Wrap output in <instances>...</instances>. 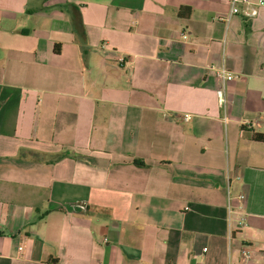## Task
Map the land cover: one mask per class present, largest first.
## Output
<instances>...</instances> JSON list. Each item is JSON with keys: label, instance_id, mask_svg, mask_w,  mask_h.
Returning a JSON list of instances; mask_svg holds the SVG:
<instances>
[{"label": "crops", "instance_id": "0c3cea01", "mask_svg": "<svg viewBox=\"0 0 264 264\" xmlns=\"http://www.w3.org/2000/svg\"><path fill=\"white\" fill-rule=\"evenodd\" d=\"M258 8L0 0V264H264Z\"/></svg>", "mask_w": 264, "mask_h": 264}, {"label": "built area", "instance_id": "2783aa9c", "mask_svg": "<svg viewBox=\"0 0 264 264\" xmlns=\"http://www.w3.org/2000/svg\"><path fill=\"white\" fill-rule=\"evenodd\" d=\"M243 2L246 5V8L241 10V7L239 6V4ZM260 4H264V0H259L257 4H252L249 2V0H232V9H231V14H237L239 12L243 13L246 16H255L258 14L259 12V8L258 6ZM217 75L223 80V81H227V80H232L233 78L236 77V74L228 71L226 68H221L216 70ZM218 93V97H219V101L224 104L226 102V89L225 86H222L220 89H218L217 91ZM190 115L189 114H185V119H189ZM241 200H245L246 195L245 194H241L240 195ZM83 206H85V203H82ZM240 224L245 225L246 224V217H242V219L240 220ZM22 248V247H21ZM244 252V256L246 258H249L251 256V253L248 250L243 251Z\"/></svg>", "mask_w": 264, "mask_h": 264}, {"label": "trees", "instance_id": "16d2710c", "mask_svg": "<svg viewBox=\"0 0 264 264\" xmlns=\"http://www.w3.org/2000/svg\"><path fill=\"white\" fill-rule=\"evenodd\" d=\"M191 11H192V8L190 6H185V7L180 9V14L188 15L191 13ZM253 137L256 140L264 141V132L254 131ZM136 163H139V162L136 160ZM140 163H142V162H140Z\"/></svg>", "mask_w": 264, "mask_h": 264}]
</instances>
